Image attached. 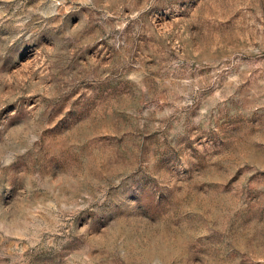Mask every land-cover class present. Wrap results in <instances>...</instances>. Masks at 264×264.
I'll use <instances>...</instances> for the list:
<instances>
[{
	"label": "rangeland",
	"instance_id": "1",
	"mask_svg": "<svg viewBox=\"0 0 264 264\" xmlns=\"http://www.w3.org/2000/svg\"><path fill=\"white\" fill-rule=\"evenodd\" d=\"M0 264H264V0H0Z\"/></svg>",
	"mask_w": 264,
	"mask_h": 264
}]
</instances>
